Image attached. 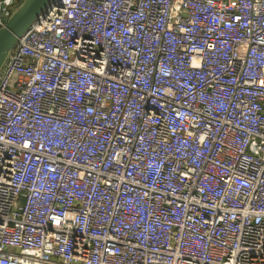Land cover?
Instances as JSON below:
<instances>
[{
	"label": "built area",
	"instance_id": "1",
	"mask_svg": "<svg viewBox=\"0 0 264 264\" xmlns=\"http://www.w3.org/2000/svg\"><path fill=\"white\" fill-rule=\"evenodd\" d=\"M0 264H264V0H50L0 69Z\"/></svg>",
	"mask_w": 264,
	"mask_h": 264
},
{
	"label": "water",
	"instance_id": "2",
	"mask_svg": "<svg viewBox=\"0 0 264 264\" xmlns=\"http://www.w3.org/2000/svg\"><path fill=\"white\" fill-rule=\"evenodd\" d=\"M50 0H21L0 27V69L18 38L45 8Z\"/></svg>",
	"mask_w": 264,
	"mask_h": 264
},
{
	"label": "rangeland",
	"instance_id": "3",
	"mask_svg": "<svg viewBox=\"0 0 264 264\" xmlns=\"http://www.w3.org/2000/svg\"><path fill=\"white\" fill-rule=\"evenodd\" d=\"M18 4H19V2H16V3H15V7H16ZM15 7H14V8H15ZM12 10H13V9H12ZM12 10H11V11H12ZM5 21H6V20H5ZM4 23H5V22H4ZM1 26H2V25H1ZM1 26H0V27H1Z\"/></svg>",
	"mask_w": 264,
	"mask_h": 264
},
{
	"label": "crops",
	"instance_id": "4",
	"mask_svg": "<svg viewBox=\"0 0 264 264\" xmlns=\"http://www.w3.org/2000/svg\"><path fill=\"white\" fill-rule=\"evenodd\" d=\"M16 2H19V3H20V2H21V0H16Z\"/></svg>",
	"mask_w": 264,
	"mask_h": 264
}]
</instances>
